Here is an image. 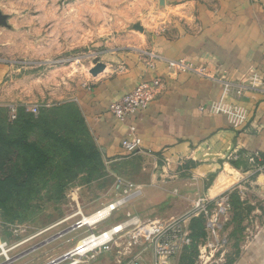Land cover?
I'll return each mask as SVG.
<instances>
[{
	"label": "rangeland",
	"instance_id": "374dc122",
	"mask_svg": "<svg viewBox=\"0 0 264 264\" xmlns=\"http://www.w3.org/2000/svg\"><path fill=\"white\" fill-rule=\"evenodd\" d=\"M187 1L193 0H0V68L5 73L0 92V178L14 175L23 181L25 170L40 162L13 144L22 133L49 158L47 167L33 173L26 186L0 187V264H72L77 257L71 251L84 238L128 219V213L168 218L193 210L195 199L205 192L203 183H184L185 172L147 171L144 167L151 168L152 162L146 156L108 158L98 149L77 100L80 86L109 74L112 55L158 57L148 48L150 38L184 18ZM111 67L123 70L126 62ZM208 73L207 78L227 79L226 73ZM19 94L38 99L23 103ZM127 188L134 201L119 206L102 226L79 225L83 215L115 203ZM142 196L149 201L142 203ZM99 202L102 206L91 210ZM241 210L236 209L229 224L234 235L225 264L246 238V211ZM123 244H110L97 264H118Z\"/></svg>",
	"mask_w": 264,
	"mask_h": 264
},
{
	"label": "crops",
	"instance_id": "0c3cea01",
	"mask_svg": "<svg viewBox=\"0 0 264 264\" xmlns=\"http://www.w3.org/2000/svg\"><path fill=\"white\" fill-rule=\"evenodd\" d=\"M187 2L184 18L150 38L148 48L158 57L143 60L133 52L112 55L109 74L78 88V104L98 149L110 159L146 156L152 162L151 168L144 167L147 171L185 172L188 177L183 178L184 183L205 185L200 195H216L239 179L252 181L257 204L251 205L249 214L255 213L260 226L253 231L252 239L234 248L235 257L228 264H264V170L256 171L249 160L257 153L259 164L264 166V79L253 83L256 76H264V0ZM167 59H185L212 74L226 73L231 84L227 88L219 80L174 70ZM119 62H126V68L111 67ZM2 70L0 92L4 86ZM158 77L164 78L165 84L148 108L125 121L110 112L113 102L142 81ZM242 86L243 91L238 93ZM47 94L51 97V92ZM25 96L19 94L18 99L23 103L38 99L37 95ZM130 125L136 127L141 140L136 152L122 145L133 137ZM236 151L239 158L230 159ZM133 196L126 204L134 201ZM148 201L141 197L142 203ZM198 219L191 222L193 236L200 235V228L195 227L201 223ZM228 229L234 235L233 226ZM192 251L191 246L185 248L174 264H195L197 252L192 256Z\"/></svg>",
	"mask_w": 264,
	"mask_h": 264
},
{
	"label": "built area",
	"instance_id": "2783aa9c",
	"mask_svg": "<svg viewBox=\"0 0 264 264\" xmlns=\"http://www.w3.org/2000/svg\"><path fill=\"white\" fill-rule=\"evenodd\" d=\"M169 66L174 70L202 77H211L204 66H195L185 59L179 61L170 60ZM259 79L256 76L253 83ZM219 81L229 88L230 83L225 76L219 78ZM164 84L165 79L160 77L152 81H142L132 92L113 102L109 110L119 120L125 121L138 110L148 108L158 97ZM244 87L242 86L238 93H241ZM33 110L36 111V109ZM13 112L15 118L16 109H13ZM130 132L133 137L125 139L122 145L128 151L136 152L140 148L141 140L136 135V127L134 125H130ZM239 156V152L236 151L230 155V159H238ZM258 157L259 155L255 153L249 157V160L256 166V171L261 172L264 170V166L259 164ZM251 182L247 179H242V181L239 179L232 186L216 195H200L194 201L193 210L180 216L143 218L140 215L128 213V219L116 222L110 227L92 231L90 235L84 238L83 241L91 237L101 240L87 249L76 246L71 251L77 257L72 264H97V259L102 251L113 242L117 244V240H123V243H125L123 244V251L118 252L120 254L117 259L118 264H174V259L185 248L194 243L193 229L191 227L193 218H202L203 220V236L196 242L197 255L195 264H225L230 254L228 246L231 235L228 228L233 216L231 198L236 191L244 204L256 205ZM124 192L126 193L124 197L112 203L115 204L116 208L106 218L95 224H100L104 220L109 219L113 211L126 203L127 199L133 195L130 193L129 188L125 189ZM112 204L110 203V205ZM100 211L98 210L97 212L100 213ZM253 215L255 213L251 214L247 220L246 241L255 236L253 231L260 226L258 218ZM79 225H86V223L82 220ZM1 247L3 245L0 243ZM150 256L151 259H149ZM126 257L128 258L125 259Z\"/></svg>",
	"mask_w": 264,
	"mask_h": 264
},
{
	"label": "trees",
	"instance_id": "16d2710c",
	"mask_svg": "<svg viewBox=\"0 0 264 264\" xmlns=\"http://www.w3.org/2000/svg\"><path fill=\"white\" fill-rule=\"evenodd\" d=\"M26 122V121H25ZM30 123V121H27L26 122V124H29ZM42 125H44V122H42ZM13 144H17V145H20L22 148H24L27 152H30V153H32V154H34L37 158H39V160H40V162H36V163H34L32 166H30L27 170H25V172H24V178H23V181L21 180V181H19L18 179H17V177L16 176H14V175H5V176H3L2 178H0V187H3L5 184H11V185H13L14 187H16V188H21V187H24V186H26L27 185V183L29 182V180L31 179V177L33 176V173H35V172H37V171H39V170H42V169H44L45 167H47V164H48V160H49V158H48V155H47V153L44 151V150H42L37 144H35V143H32V142H30L29 140H28V138H27V136H26V133H22V135H20L19 137H18V139H16V140H14L13 141ZM1 192H3V194H5L6 196H7V199H11V194L10 193H8V191H5L4 189H2V191ZM231 200H232V210L234 211L233 212V216H234V219H235V217H236V209L237 208H240V209H242V210H245L246 211V213H251V206L250 205H246V204H244L240 199H239V197H238V195L236 194V193H234L233 195H232V198H231ZM241 210V211H242ZM242 213L243 212H241V215L240 216H242ZM247 215V214H246ZM233 216H232V219H233ZM198 220H200V224H199V226H197V224H196V226L195 227H199L200 228V235H198V236H193V238H194V243L191 245V247H192V249L194 250V251H192L191 252V255L193 254V253H196L197 252V240L201 237V236H203V220H202V218L201 219H198ZM198 222V221H197ZM193 234H194V232H193ZM231 235V234H230ZM194 255V254H193ZM192 255V256H193Z\"/></svg>",
	"mask_w": 264,
	"mask_h": 264
},
{
	"label": "bare ground",
	"instance_id": "6f19581e",
	"mask_svg": "<svg viewBox=\"0 0 264 264\" xmlns=\"http://www.w3.org/2000/svg\"><path fill=\"white\" fill-rule=\"evenodd\" d=\"M116 208L115 204H112L110 206H106L103 210L101 209L100 213H98L97 211L92 213L91 215H84L83 216V221L84 223L88 224V225H92L97 223L98 221L106 218L111 211ZM101 239H94V238H87L86 240H82L77 246H81L84 249H87L89 247H92L94 244L99 243Z\"/></svg>",
	"mask_w": 264,
	"mask_h": 264
},
{
	"label": "water",
	"instance_id": "95a60500",
	"mask_svg": "<svg viewBox=\"0 0 264 264\" xmlns=\"http://www.w3.org/2000/svg\"><path fill=\"white\" fill-rule=\"evenodd\" d=\"M0 21H1V22L3 21L2 17H0Z\"/></svg>",
	"mask_w": 264,
	"mask_h": 264
}]
</instances>
